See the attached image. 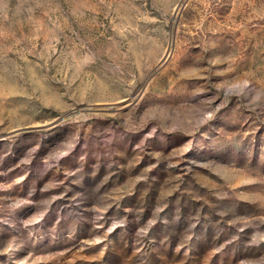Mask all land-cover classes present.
Returning a JSON list of instances; mask_svg holds the SVG:
<instances>
[{
    "label": "rangeland",
    "instance_id": "rangeland-1",
    "mask_svg": "<svg viewBox=\"0 0 264 264\" xmlns=\"http://www.w3.org/2000/svg\"><path fill=\"white\" fill-rule=\"evenodd\" d=\"M0 264H264V0H0Z\"/></svg>",
    "mask_w": 264,
    "mask_h": 264
}]
</instances>
